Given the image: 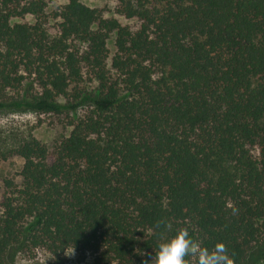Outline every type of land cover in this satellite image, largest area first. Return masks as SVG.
<instances>
[{
  "label": "trees",
  "instance_id": "obj_1",
  "mask_svg": "<svg viewBox=\"0 0 264 264\" xmlns=\"http://www.w3.org/2000/svg\"><path fill=\"white\" fill-rule=\"evenodd\" d=\"M45 8L0 0V111L71 116L70 132L9 150L0 264L33 249L143 264L181 228L264 262V0H118L136 28L67 0L53 37Z\"/></svg>",
  "mask_w": 264,
  "mask_h": 264
},
{
  "label": "rangeland",
  "instance_id": "obj_2",
  "mask_svg": "<svg viewBox=\"0 0 264 264\" xmlns=\"http://www.w3.org/2000/svg\"><path fill=\"white\" fill-rule=\"evenodd\" d=\"M85 6L100 11L105 19L115 18L122 26L136 28L137 22L126 20L114 13L118 0H79ZM67 0H45V16L42 24L50 37L56 35L58 21L52 20L51 14L59 6L66 4ZM17 23L34 24V18L27 16ZM114 35L107 41L109 55L114 53ZM71 116H54L35 114L31 112H7L0 111V189L2 180L12 179L19 182L18 173L22 167V160L18 157L9 156V150L18 142L33 137L42 144L51 147L54 143L68 136L70 127L68 122ZM93 257L86 253L82 254L72 249H67L60 261H56L49 253L42 249L22 251L16 253L12 264H91ZM258 264H264L259 262Z\"/></svg>",
  "mask_w": 264,
  "mask_h": 264
},
{
  "label": "clouds",
  "instance_id": "obj_3",
  "mask_svg": "<svg viewBox=\"0 0 264 264\" xmlns=\"http://www.w3.org/2000/svg\"><path fill=\"white\" fill-rule=\"evenodd\" d=\"M162 222H157L160 228ZM165 228L171 225L164 223ZM194 257L195 264H234L233 257L229 254L223 242H216L214 246H203L190 235L186 228H181L160 242L154 254L143 264H189V259Z\"/></svg>",
  "mask_w": 264,
  "mask_h": 264
}]
</instances>
